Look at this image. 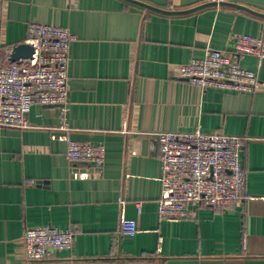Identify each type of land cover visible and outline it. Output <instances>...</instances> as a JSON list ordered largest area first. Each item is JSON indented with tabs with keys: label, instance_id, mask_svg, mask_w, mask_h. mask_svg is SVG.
<instances>
[{
	"label": "crops",
	"instance_id": "obj_1",
	"mask_svg": "<svg viewBox=\"0 0 264 264\" xmlns=\"http://www.w3.org/2000/svg\"><path fill=\"white\" fill-rule=\"evenodd\" d=\"M183 11L224 1L264 14V0H136ZM29 23L67 29L66 120L77 141L102 143V167L68 163L56 107L35 104L32 128H0V264H30L26 228L73 227L70 249L36 264H264V88L252 94L182 79L181 65L208 50L232 54L233 36L264 33V19L213 6L165 15L125 0H0V62L32 44ZM242 68L264 71L252 55ZM244 137L245 199L230 209L200 207L162 220L157 132ZM139 204V210L136 206ZM136 221L119 237L120 220Z\"/></svg>",
	"mask_w": 264,
	"mask_h": 264
},
{
	"label": "built area",
	"instance_id": "obj_2",
	"mask_svg": "<svg viewBox=\"0 0 264 264\" xmlns=\"http://www.w3.org/2000/svg\"><path fill=\"white\" fill-rule=\"evenodd\" d=\"M28 36L34 52L31 58L0 62V128L24 131L35 104L56 107L59 125L66 143V159L71 165L102 167L106 151L102 143L77 141L71 137L66 120L68 103L69 45L75 37L55 25L29 23ZM232 54L208 50L203 58L181 65L182 79L200 87L252 94L264 88V71L239 66L237 56L252 55L258 64L264 61V33L233 36ZM157 159L160 163V196L157 214L162 220L185 219L200 207L230 209L245 199L247 172L241 153L244 137L213 133L157 132ZM138 211L139 204H136ZM136 221L122 218L119 237H134ZM76 230L51 225L26 228L23 234L24 257L30 264L54 259L51 253L70 249Z\"/></svg>",
	"mask_w": 264,
	"mask_h": 264
},
{
	"label": "water",
	"instance_id": "obj_3",
	"mask_svg": "<svg viewBox=\"0 0 264 264\" xmlns=\"http://www.w3.org/2000/svg\"><path fill=\"white\" fill-rule=\"evenodd\" d=\"M127 2L133 3L135 5H138L140 7H143L147 10L153 11V12H157V13H161V14H165V15H183V14H188L197 10H201L203 8H207V7H213V6H223V7H229V8H235V9H239L242 11H245L247 13H251L257 17L263 18L264 19V14L263 13H259L256 11H253L247 7L241 6V5H237L234 3H230V2H224V1H210V2H205L197 7H194L192 9H188V10H183V11H171V10H162L156 7H152L150 5L138 2L136 0H125ZM34 52V47L29 44V43H22L19 44L15 47L12 48V51L10 53L9 56V62H16L20 59H27V58H31L32 54Z\"/></svg>",
	"mask_w": 264,
	"mask_h": 264
}]
</instances>
